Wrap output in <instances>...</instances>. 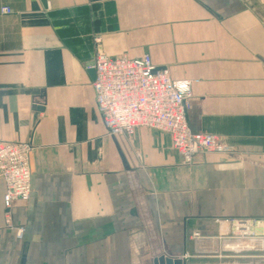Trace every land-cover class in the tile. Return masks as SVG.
Segmentation results:
<instances>
[{"label": "crops", "instance_id": "0c3cea01", "mask_svg": "<svg viewBox=\"0 0 264 264\" xmlns=\"http://www.w3.org/2000/svg\"><path fill=\"white\" fill-rule=\"evenodd\" d=\"M2 6L0 142L31 145V193L7 218L0 179V264H153L210 251L235 229L228 219H264V0ZM99 52L148 54L190 81L189 127L231 150L183 163L165 131L110 135L91 86ZM252 230L231 248H264ZM250 258L231 264H262Z\"/></svg>", "mask_w": 264, "mask_h": 264}, {"label": "built area", "instance_id": "2783aa9c", "mask_svg": "<svg viewBox=\"0 0 264 264\" xmlns=\"http://www.w3.org/2000/svg\"><path fill=\"white\" fill-rule=\"evenodd\" d=\"M0 12L9 13L11 8L2 6ZM93 69L91 86L95 105L110 135H131L139 126L165 131L183 163H190L199 152L227 153L231 150L217 135L192 131L186 118L190 81L172 79L169 70L156 67L148 54L129 57L99 52ZM30 149L29 143L0 142V179L5 183L3 205L7 218L13 201H26L30 196ZM240 220L237 226L243 227L242 232L248 231L250 223ZM261 228L264 233V225ZM22 234L23 228L18 227L16 237L21 238Z\"/></svg>", "mask_w": 264, "mask_h": 264}, {"label": "rangeland", "instance_id": "374dc122", "mask_svg": "<svg viewBox=\"0 0 264 264\" xmlns=\"http://www.w3.org/2000/svg\"><path fill=\"white\" fill-rule=\"evenodd\" d=\"M241 219V218H240ZM237 220L235 222V225L233 226V219H228L229 223L235 227V229L232 232H229V234L225 235L222 239H216L215 241L212 240L209 241V249L210 251L201 253V254H193L189 255L187 258H185V264H231V260H233L234 255L238 257L239 260H249L251 256L256 257V259H262V264H264V248L259 247H252V248H231V242H233V239H236L237 241H245L249 239H253L251 237H255L257 232L252 230V227L254 225H264V219L260 218H244L242 220ZM233 220V221H232ZM238 220L246 223L247 226L250 228L249 231L242 232L241 229L243 227L237 226ZM262 220V221H261ZM262 222V223H261ZM239 228V229H238ZM196 235L198 233H195ZM248 243V242H247ZM240 256V257H239ZM251 259V258H250ZM257 264H260L258 262Z\"/></svg>", "mask_w": 264, "mask_h": 264}, {"label": "water", "instance_id": "95a60500", "mask_svg": "<svg viewBox=\"0 0 264 264\" xmlns=\"http://www.w3.org/2000/svg\"><path fill=\"white\" fill-rule=\"evenodd\" d=\"M20 264H23V260ZM153 264H185V257H176L166 254H160L153 258Z\"/></svg>", "mask_w": 264, "mask_h": 264}]
</instances>
